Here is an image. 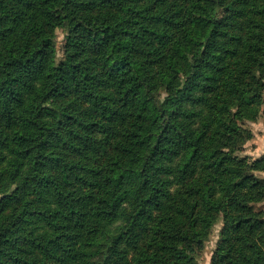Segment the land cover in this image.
<instances>
[{
    "label": "trees",
    "instance_id": "obj_1",
    "mask_svg": "<svg viewBox=\"0 0 264 264\" xmlns=\"http://www.w3.org/2000/svg\"><path fill=\"white\" fill-rule=\"evenodd\" d=\"M263 104L264 0H0V264H264Z\"/></svg>",
    "mask_w": 264,
    "mask_h": 264
},
{
    "label": "rangeland",
    "instance_id": "obj_2",
    "mask_svg": "<svg viewBox=\"0 0 264 264\" xmlns=\"http://www.w3.org/2000/svg\"><path fill=\"white\" fill-rule=\"evenodd\" d=\"M57 34L58 55L61 57L63 54L62 45L64 44V30L58 29ZM242 124L252 131V137L243 145L239 154L248 156L251 159L262 156L264 154V104L256 119L244 121ZM255 207L264 209V201L255 204ZM222 230L223 222L219 219L212 226L203 247L195 254L198 264H211L214 249L222 238Z\"/></svg>",
    "mask_w": 264,
    "mask_h": 264
}]
</instances>
